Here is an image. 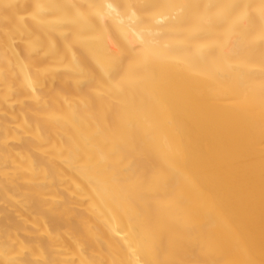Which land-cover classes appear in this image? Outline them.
Returning <instances> with one entry per match:
<instances>
[{
  "label": "bare ground",
  "instance_id": "obj_1",
  "mask_svg": "<svg viewBox=\"0 0 264 264\" xmlns=\"http://www.w3.org/2000/svg\"><path fill=\"white\" fill-rule=\"evenodd\" d=\"M0 264H264V0H0Z\"/></svg>",
  "mask_w": 264,
  "mask_h": 264
}]
</instances>
